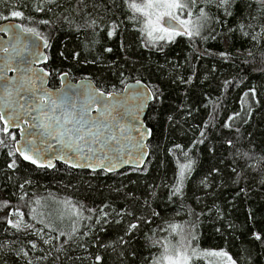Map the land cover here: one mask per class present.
<instances>
[{"label":"trees","instance_id":"16d2710c","mask_svg":"<svg viewBox=\"0 0 264 264\" xmlns=\"http://www.w3.org/2000/svg\"><path fill=\"white\" fill-rule=\"evenodd\" d=\"M133 2L0 0V23L49 43L50 87L140 80L154 97L145 166L114 174L25 164L0 124V264H165L177 248L264 264V3L194 0L180 14L200 35L147 42Z\"/></svg>","mask_w":264,"mask_h":264},{"label":"water","instance_id":"95a60500","mask_svg":"<svg viewBox=\"0 0 264 264\" xmlns=\"http://www.w3.org/2000/svg\"><path fill=\"white\" fill-rule=\"evenodd\" d=\"M168 23L179 28L174 21ZM48 47L47 41L24 31L15 20L0 23V124L4 135L17 132L16 156L38 169L62 164L114 174L143 168L150 154L151 129L145 119L154 99L151 89L134 80L118 92H104L89 79L72 81L67 73L59 76L58 87H50ZM45 94L48 99L41 101ZM42 122L49 127H40ZM81 135L84 140L78 139ZM18 149L37 163L24 160Z\"/></svg>","mask_w":264,"mask_h":264},{"label":"snow or ice","instance_id":"6c2138e0","mask_svg":"<svg viewBox=\"0 0 264 264\" xmlns=\"http://www.w3.org/2000/svg\"><path fill=\"white\" fill-rule=\"evenodd\" d=\"M50 2H52V0H50ZM220 2L223 5H228L232 2V0H220ZM260 2L264 3V0H260ZM192 3H194V0H141V2L139 3L136 2L131 3L129 7L134 13H139L144 17L143 20L144 27L142 31L146 32L150 38L154 40H165V39L171 40L178 35H187L189 37H192L193 35H197V36L200 35L198 30L193 32L189 27H187L190 22L188 20L182 19L180 15V13L183 12L184 9L188 8ZM11 15L13 17L23 16L22 12L19 11H13ZM165 17L168 18L167 21L165 20ZM169 21L176 22V24L179 25V28H177L173 24L168 23ZM24 31L34 33L37 36L40 35L38 32H36V29L34 28H25ZM114 31H115V27L113 28V33H110V35L114 34ZM154 33H156V35H154ZM4 50L7 51V49ZM108 51H111V49H108ZM40 99L41 101H46L48 99L47 94H45V96L40 97ZM42 115L45 117V119H47L46 114L42 113ZM0 117H2V114H0ZM56 123L59 124L60 121L57 120ZM39 126L43 128L49 127L48 124L43 122ZM89 133L93 134L91 133V129H89ZM59 134L64 135L63 132ZM78 139L84 140V136L81 135ZM112 139L115 140V137L113 136ZM95 142L99 143V137H96ZM88 150L92 151L91 148H89ZM17 151L20 150L18 149ZM20 155L23 156L24 160H30L33 164L37 163V160L34 159L31 155H29L27 151H20ZM99 166L104 167L105 165L103 164V162H101ZM9 167H15V161H13V163L10 164ZM112 167L114 168L115 165H112ZM190 168H191L190 164L180 165V173H179L180 183L183 182L185 169H190ZM180 191H181L180 187H177L175 189V193H179ZM9 223H11L12 227L16 229H20L21 227L20 221H17L15 223L9 221ZM136 227L137 225L135 224L131 225V228L133 229ZM172 227L175 230L178 226L174 225ZM256 238L260 239V236L257 235ZM33 247H35V245H33ZM188 247H191L190 242ZM167 252H168V248H165V253ZM195 255H196V250L194 248L191 249V254H189L187 251L181 252L180 249L177 248L175 257L171 255H165L163 256L162 259L167 260L169 264H188L189 260L192 259ZM210 255L227 256L228 254L226 252H216V253H210ZM229 259H231V257H229ZM97 260H100V257H97ZM232 264H236V262L232 261Z\"/></svg>","mask_w":264,"mask_h":264},{"label":"rangeland","instance_id":"374dc122","mask_svg":"<svg viewBox=\"0 0 264 264\" xmlns=\"http://www.w3.org/2000/svg\"><path fill=\"white\" fill-rule=\"evenodd\" d=\"M139 15H140V17L142 19V23H143L144 17L141 14H139ZM180 15H181L182 19L188 20L190 22L187 27H189L193 32L198 30L197 29V22L195 25V21L193 20V18L191 20L189 17H187V15H183V14H180ZM165 19H167V17H165ZM143 27H144V24H143ZM154 35H156V33H154ZM144 37H145V40L147 42L164 41V40H154V39L150 38L146 32H144ZM175 37L173 39H175ZM165 40H168V39H165ZM173 257H175V256H173ZM205 259L207 260V264H222V263L232 264L231 260L228 259L227 257H224V256H215V255H208L207 254ZM165 264H169V262L167 260H165ZM188 264H189V262H188Z\"/></svg>","mask_w":264,"mask_h":264}]
</instances>
